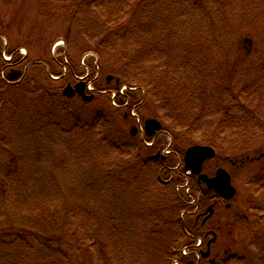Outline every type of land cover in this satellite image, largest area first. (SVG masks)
Returning a JSON list of instances; mask_svg holds the SVG:
<instances>
[{
	"label": "trees",
	"instance_id": "16d2710c",
	"mask_svg": "<svg viewBox=\"0 0 264 264\" xmlns=\"http://www.w3.org/2000/svg\"><path fill=\"white\" fill-rule=\"evenodd\" d=\"M116 1L71 0L67 7L59 10L60 13L51 11L50 17L56 20L58 16L62 15L66 24L63 39L68 47H71V38L68 33L72 25L74 28L75 23L73 22L76 17H80L84 25L92 26L90 31L95 35L98 34V30L103 32L101 38L92 36L98 40L92 51L98 54L100 60L104 62L102 48L109 46L111 40L117 35L123 37L130 33L133 39L140 44L142 52L137 57L141 58L143 54L148 56L159 49H156L157 46L154 44L159 34L166 32L161 37L165 39L164 42L169 39L168 35H174V22L178 17L181 18L183 15L189 14L191 10L202 12L206 21L210 22L208 25L210 44H208V40L206 46L198 48L197 38L193 36L191 42L194 49L184 48L188 59L192 56L199 58L202 53L206 52L209 55H205L204 60H200L194 65L200 75L190 81L191 88L194 87L196 80L200 81V84L202 83L200 98L202 103H208L215 98L223 101V95H225L234 100L239 108L242 91L251 85V81H248L251 75L248 73V78L244 81L236 79L235 69L242 67L246 60L250 63L247 66L248 71L255 70L259 73L264 71V27L254 24L257 18L253 22L254 25L250 24L252 30L247 31L244 35L251 41V46L242 49L244 51L242 55L245 57L243 60L237 57L238 50L236 48L233 57L228 54L227 44L224 42L227 34L231 33V26L235 27L231 16L237 14L238 11L243 12L244 17H248L252 13L257 16L262 15L264 0H135L134 10L142 9L145 5V16H141L138 23L134 20V14L127 20L111 21L114 10H118L119 7L114 4ZM3 11H0L1 20L5 16V13L2 14ZM13 21L11 18L9 22L1 24L0 29V36L4 35L6 39L8 38V55H13L15 50L20 47L18 41L10 38L13 34L11 30L15 29L12 25ZM22 23L23 17L17 22L18 28ZM79 31L80 29L77 27L74 33L77 34ZM29 35L30 32L25 35L27 41L30 40ZM182 38L183 35L180 39L182 40ZM174 50L176 52L177 48ZM160 51L161 49L158 52ZM250 54L256 55L257 64L248 60ZM130 56L131 52L129 51L120 55L126 61L134 60ZM225 57L228 58L222 62ZM48 60L52 67L45 61L32 62L30 70L20 73L15 80H10L9 75L14 73L15 68L21 62L12 58L11 63L7 64L0 59V74L1 72L5 74V80L0 77V264H47V262H50L49 264H101V259L106 257L109 242L115 240L116 235L125 236L135 241L134 236L126 235L123 228L126 221L120 222L122 218L127 220L133 218L129 215L128 207L122 202L115 201L109 195L105 197L124 181L125 176L128 177L126 181L131 184L136 182L139 177L145 179V197L150 190H148L149 182L158 186L161 193L165 194V201L162 199L160 203L163 212L160 214L162 218L158 225L160 228L148 225L150 228L145 227L144 231L146 236V232L149 231L151 237H143L153 245L163 247L165 261L160 264H172L175 260L184 262V259H181L180 251L183 247L189 246L192 238H187L185 231L189 229L185 228V222L179 219L180 213L187 210V207L184 200L173 190V184L182 185L184 183L181 176L183 171L181 169L180 175L171 177V182L168 184L159 181L161 177L170 178V170L175 167L177 161L172 157H167L165 160L155 157V151L161 150L164 146L160 141H156L153 149H148L137 137H130L127 133L129 130L121 133V124L123 126L125 123L124 125L127 126L128 119L125 118L124 112L111 108L104 97L96 96L87 103L78 98H65L62 95V90L65 84L70 82L72 72L69 70L64 80L51 81L48 73L56 74L59 67L53 59L48 58ZM128 63L130 62L128 61ZM42 64L46 67L43 68ZM20 66L16 72H20L19 70L22 69ZM46 68L49 72H46ZM207 68H211L209 73L206 72ZM74 69L73 72H75ZM214 69L216 71L212 72ZM100 70L102 86L108 90H115L118 87L115 85L116 83L110 85L102 66ZM109 70L112 73H118V70L113 67ZM262 78L264 77L259 79ZM33 81H35L34 84ZM164 82L149 85L141 82L135 85L147 88L146 95L150 91H158L159 98H163V105L172 103L181 118L182 116L187 117L181 119L182 124L178 125L177 131L172 128L165 129L167 134L172 137L173 150L181 156L183 151L181 145L185 144V141L184 137L179 136L180 130H185L184 134L188 135V132L193 129L192 127L199 122L200 115L192 119L185 114L183 106L185 96L176 102L172 101L175 92L170 88V95ZM125 83L129 86L133 85L132 82L125 81ZM121 84L122 82L118 81V85ZM239 85H242V88L236 89L235 87ZM129 97L133 100L136 99L132 95ZM142 100L144 103L143 97ZM145 100L148 104V96ZM189 102L191 101H186V103ZM190 105L193 106V102ZM227 105L224 108L228 113L233 105ZM234 107L236 108V106ZM145 109L148 113L151 112L147 107H141L144 113ZM248 113L250 112L248 111ZM178 115L174 113L170 119L180 122ZM97 128H100L102 132L106 131L109 135L110 132H113L115 137L117 136V140L121 141L120 146L114 147L107 140L98 143L95 134ZM81 131H85V133L83 134ZM216 137L212 136L214 142H216ZM70 143H75L74 150ZM263 143L259 151L250 152L252 155L259 154L262 164L264 163ZM209 145H212V142H209ZM67 147H71L73 154L69 153L71 150L65 152ZM98 150L105 157L116 154L114 160L118 162L117 170L106 166L108 168L107 171L105 170L106 177L99 178L100 182L108 183L107 185L103 184V187L92 181L85 183L84 180L80 181L83 173L75 171V168L69 165L78 161L80 165L83 164L95 172V166L98 165L95 161V157H98L96 154ZM79 153H81L80 156H78ZM245 158L247 156L242 159L245 160ZM126 159H130V161L127 162ZM31 165L32 168H30ZM104 165L108 164L104 163ZM144 170H148L150 173L145 172L144 175ZM259 174L264 180V173L259 170ZM257 182L253 183L255 187L259 186ZM191 185L196 187L194 182ZM199 191L201 197L206 200L209 192L205 189H199ZM102 196L103 199H101ZM105 202L109 205V209L104 205ZM83 203L87 206L99 204L102 211L110 213L108 214L109 221H112L107 223L109 221L99 218L98 221L93 222L92 218L98 210L88 209L85 211ZM78 204H81L80 208H77ZM250 206L253 207V217L260 225L252 228L253 218H247L243 224V227L247 228L243 231V238L253 246V250H249L247 253L246 259L248 263L264 264V204L251 200ZM133 208H138L137 212L141 215L140 220H143L144 217L149 218L150 213H155L150 210L147 200L145 203L134 205ZM29 212H38V215L35 217L25 215ZM249 214L252 216L251 213ZM84 220L87 222L92 220L93 225L90 227H98L99 231L87 233ZM142 225L143 223L139 221L136 232L139 229L141 233H144ZM207 228H211L209 224L201 226L194 222L189 231L192 237L203 238V232L207 231ZM236 234L237 231H235V236ZM132 241L127 247L131 243L132 245L135 243ZM241 250L248 252L245 247H242ZM132 255L136 254L132 253ZM240 255L243 257L241 253ZM220 258L217 259V263ZM227 259L228 257L226 260L223 259V264H228ZM128 264H134L133 260L131 259Z\"/></svg>",
	"mask_w": 264,
	"mask_h": 264
},
{
	"label": "rangeland",
	"instance_id": "374dc122",
	"mask_svg": "<svg viewBox=\"0 0 264 264\" xmlns=\"http://www.w3.org/2000/svg\"><path fill=\"white\" fill-rule=\"evenodd\" d=\"M70 2L71 0H0V11L4 10L2 14L5 13L3 20L0 19V29L1 24L9 22L10 19L13 18L14 21L12 25L13 28L15 27V29L11 30L13 34L10 36V38H14L16 41H18L19 46L21 48H24L26 50V53L28 54L26 59L22 61L20 56H24L21 55L20 52L17 53L15 50L16 53L14 55V58L18 59L21 62L19 66H22H20L22 68L21 70H19L20 73L24 71L27 72L31 69V66L27 70L25 69L26 64L30 62L45 61L50 64L48 58H53L54 61L58 63L59 67V69L56 70V74L54 75L62 76L63 71L60 62L64 61L63 56H65L68 66L72 67L73 69L75 68L74 70L76 77L79 78L83 76L82 73L84 71L82 70L81 63L84 62L85 65V61H83L81 57L86 53H95L94 51H92V49L98 42V40L94 39V37L92 38V36L95 35L90 31L92 26L89 27L88 25H84L82 23V20H80V17H76L73 22L75 23L74 28L72 25L71 30L68 33L71 38V47H68L66 44L67 48L66 46L62 45L52 50L54 46L53 44L57 40L63 39L66 32V24L62 19V15L58 16L56 20L51 18V11H58V13H60L59 10L67 7V4H69ZM114 4L119 7L118 10H114L111 21L116 22L118 20L120 21L121 19L127 20L134 14V20L136 23H138L140 17L145 16V5L142 7V9L134 10L135 0H117ZM110 8L112 9V6ZM190 9L193 8L190 7ZM244 10L247 11L246 9ZM21 17H23V23L21 24V27L18 28L19 25L17 24V22L20 21ZM231 19L235 23V27L233 28L231 26V33L227 34V38L224 42L227 44L226 47L228 49V54L232 56L236 48L238 50L237 57H239L240 60H243L245 57L242 55L244 54V51L242 49L250 48L251 45L248 42V38L244 37V35H246L247 31L252 30V26L250 24H256V26L258 27H264V12L259 16H257L255 13H252L248 17H244L243 12L238 11L237 14H233L231 16ZM255 19L256 23L253 24ZM209 23V21H206V17L202 12L191 10L189 14L183 15L181 18L178 17L176 19V21L174 22V35H168L169 39L166 42H164L165 39L161 38L165 35L166 32H162L161 34H159L157 41L154 43L157 46L156 49H159L153 51V53L148 56L143 54L141 58L137 57L138 54L142 52L140 50V44L133 39V36L130 35V33L125 34L123 37L117 35L111 40L109 46H105L102 48V57L104 59V62L100 60L99 56H95L101 64L100 68L102 66V68L105 70L104 75L112 78V80L110 81V85L114 84L116 79H118L120 83L122 82V84L127 87H129V85L126 84L125 81H128V83L132 82V87L140 89V87L136 86L135 84L143 82L145 83V85H149L157 83L159 84L165 81L164 85L167 87L168 93L170 94V88L173 92H175L174 100L172 101L176 102L181 97L185 96V99L183 100L185 114H187L192 119L197 115H200V119L196 126H193V129L188 132V135L184 134L185 130H180L181 133L179 136L184 137L183 140L185 141V144L181 145V150L185 151L187 148L193 146H209V142H212V145L217 149L216 152L218 158L221 159L224 157H228L233 158L232 160H236L234 164L226 161V159L213 162L211 161L208 163L207 167L206 165L204 166V170L207 173H211L217 168H222L232 176L233 184L238 191V195L237 198L231 202L232 208L231 210H229V212L231 213L232 211V214L236 213L235 215H239L240 219V217H242L243 215L247 216V214L249 213L248 210L245 209L248 200H254L261 204H264V190L261 191L260 189H258H264V180L260 177V175H255L258 170L264 173V163L262 164V162L260 161L261 159H259L258 162H252L249 160L240 162L241 158L245 156L251 155L250 158H256L259 154L252 155L250 152L254 150L259 151V148L264 142V78L259 79L260 77H264V71L262 73L256 72L255 70H252V72H250V70L248 71L247 66L250 63L246 60H244L242 67H237V69H235L234 74L236 79L244 81L246 78H248V73L251 75L248 80L249 82L251 81V85L244 91H242V96L240 99L241 105L239 108H237L238 106L235 104L234 100L225 95H223V101L215 98L208 103H202L200 99L202 92V83L200 84V81L196 80L194 87L191 88L190 81L200 75L194 65L198 61L204 60L203 58L205 57V55H209L208 52H206L202 53L199 58L197 56H192L188 59L186 58V52H184V48H190L191 50L194 49L191 42V38L193 36L197 38L198 48H201L203 45L206 46V42L208 40V44H210V35L208 32ZM77 27L80 29V31L76 34L74 32L76 31ZM87 28L89 29L85 30ZM27 32H30L29 41H27L25 36ZM79 33H82V35H79ZM103 34V32L98 30V34L95 36L101 38ZM181 35H183L182 40L180 39ZM1 37L5 36L1 35ZM90 38H92V40H90ZM159 42L162 43L157 44ZM4 46V39H0V59ZM174 48H177L176 52ZM160 49L162 52H158ZM4 50L6 52L8 50V47ZM126 51L131 52L130 57L134 58V60L126 61L125 59L120 57V55L122 53H125ZM227 58L228 57L223 58L222 62H225V59ZM248 60L255 63L258 61L255 54H250ZM128 61L130 63H128ZM50 66L52 67L51 64ZM111 67L117 69L118 73H112L109 70ZM17 68H15L14 72L18 70ZM210 71L211 68H207L206 72L209 73ZM214 71H216V69H214L212 72ZM66 72L67 69L65 70V73ZM71 76L73 80V73H71ZM97 78L98 80H96ZM95 80V89L101 91L104 88L101 83L102 78L96 76ZM255 81L257 83H254ZM34 83L35 81H33V84ZM235 88L240 89L242 88V85H239ZM142 89L144 90V94L146 95L145 91H147V88ZM147 96L148 104L145 100ZM159 96L160 94L158 93V91H150V93L144 96V103L142 107H147L148 110L151 111V114L148 113L146 109L145 113L142 112L141 109H139L138 114L140 116L145 115V119L153 118L157 120L162 125L164 131L165 129L168 130L169 128L177 131L178 125L180 123L182 124L181 119H186L187 117L182 116L181 118V115H178V111L172 106V103L163 105V98H159ZM132 97H136V100L133 101L135 102V104L142 101L141 97L137 96V94L135 93H133ZM110 100V96H107V102ZM186 101L191 102L186 103ZM192 102L193 106L190 105V103ZM227 104L233 105L232 109L228 113L224 108L225 106H228ZM234 106H236V108ZM247 110L250 113H248ZM174 113L179 116L178 118L180 119V122L179 120L173 121L170 119V117ZM124 124L125 123H123V126L121 124V133L127 132L129 128L133 126L131 121L127 122V126H125ZM81 133L84 134L85 131H81ZM95 134L96 141L98 143L102 140H107L110 144H113L114 147L116 146L117 148L121 144V141L117 140V136L115 137L113 132H110L109 135L106 131L102 132L100 128H97ZM212 136H217L216 142L213 141ZM160 140L162 144L166 143L165 136L161 135ZM63 145L65 147V144ZM70 146L74 150L75 143H70ZM71 147H67L65 149V152L70 151ZM73 150H71L69 153L73 154ZM96 154L98 155V157H95V161L98 165L97 167L94 165L95 172H92L93 169H89L83 164L80 165L78 161L74 162V164L69 165L74 167L75 171L77 170L83 173L80 181L84 180V183L92 181L98 186L103 187V184L107 185L108 183L100 182L99 178L104 179L106 177V171L108 169L106 166H109V168L111 169L117 170L118 162H115L114 160L116 154L115 156L114 154H111V156L105 157L99 150L98 152H96ZM80 155L81 153L78 154V156ZM129 157L131 156L129 155ZM126 161L129 162L130 159H126ZM104 163H107L108 165H104ZM30 168H32V165L30 166ZM145 172L147 173L149 171L144 170V175ZM124 178V181H122L121 184L119 183L120 185L116 186L115 189L113 188L112 192L110 194H106L105 197L109 195L115 201L122 202L128 207V210L130 211L129 215L133 216V218L131 219L133 221L131 222V220L129 219L127 220L125 218H122L120 222L126 221V223L123 225L126 235L129 237L134 236L135 241H132L125 236L121 237L116 235V239L109 242L106 251V257L101 259V264H128L131 259L133 260L134 264L163 263L165 261L163 247L161 245H153V243H150L149 240L144 238L146 236L144 230L145 227H148V229L150 228V226L148 225L156 226L157 229L160 228L158 227V225L162 221L160 214L163 213L161 207L162 204L160 203L162 199L165 201V194L161 193V189H159L158 186L153 185L151 182H149L148 190H150L145 197L144 178L139 177L133 184L126 181L128 179L127 176H125ZM162 181L166 182L167 180L162 177ZM251 181H258L257 184L259 186L255 187V185H251ZM103 198L104 197L102 196L101 199ZM145 200H147V205L151 208L150 210L155 212L154 214L156 215L150 213L149 218L144 217L142 218L143 220H140L141 215L137 212L138 208L134 209L133 206L138 203H145ZM199 203L200 206L204 204L202 201H199ZM80 205L81 204H78L77 208H80ZM83 205L85 211H87L88 209L98 210L97 212H95L96 215H94V217L92 218L93 222L98 221L99 218L103 221L110 220L108 215L110 213L102 211L99 204H91L87 206L85 205V203H83ZM104 205L109 209V205L106 202L104 203ZM216 211L217 215H220V217L218 219L214 218L211 222V225L213 226L214 224L215 226H219L224 230L218 233L219 238L217 243H219L217 244V248H215L214 251L220 254L219 257H224L225 260L228 257V264H252L247 262L246 256L248 255L247 253H249V250H253V246L248 243L247 240H244V233L239 229V223L233 222V215H225L222 206H218L216 208ZM25 215L35 217L38 215V212H29L25 213ZM251 217H253V214ZM92 220L88 222L84 220V226L87 229V233H94L99 231L98 227H90L93 225ZM111 221L107 223H110ZM139 221L140 223H143L142 229L144 233H141L139 229L136 232ZM190 225L191 224L186 221V226ZM253 225L257 226L260 224L259 222H255ZM187 228L189 229L192 227ZM233 228L238 230L236 236L234 235L235 232L232 233L234 230ZM146 233V237H151L149 231ZM209 239H211V237H207V241ZM131 241L135 243L133 245L131 243L127 247L129 242ZM228 247L231 248L229 249L230 253L223 256L225 254H223V251L228 249ZM242 247L247 248L248 252L242 251ZM132 253H135L136 255L131 256ZM240 253L243 255V257L240 255ZM222 257L219 259V264H223L224 262V258ZM49 263L50 262H47V264Z\"/></svg>",
	"mask_w": 264,
	"mask_h": 264
},
{
	"label": "water",
	"instance_id": "95a60500",
	"mask_svg": "<svg viewBox=\"0 0 264 264\" xmlns=\"http://www.w3.org/2000/svg\"><path fill=\"white\" fill-rule=\"evenodd\" d=\"M16 77V76H13ZM63 94L67 97H72L74 94L80 96L84 101L89 102L92 100V97H86L83 94V85H78L74 90L67 87L63 91ZM160 130V125L154 121L149 120L145 123V132L147 136H152L154 132ZM214 157V151L211 148L206 147H193L186 151L184 161H185V170L191 171L193 175L201 174V164L208 159ZM199 181L204 183L208 189L215 191L217 194L221 195L224 199H231L235 195V190L231 187L229 176L223 171L218 170L216 177L213 179H208L206 176H199ZM208 254L204 255L207 257ZM214 264V262H210Z\"/></svg>",
	"mask_w": 264,
	"mask_h": 264
}]
</instances>
